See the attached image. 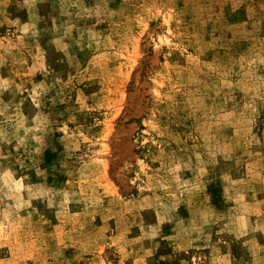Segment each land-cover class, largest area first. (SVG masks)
I'll use <instances>...</instances> for the list:
<instances>
[{"label": "rangeland", "instance_id": "1", "mask_svg": "<svg viewBox=\"0 0 264 264\" xmlns=\"http://www.w3.org/2000/svg\"><path fill=\"white\" fill-rule=\"evenodd\" d=\"M0 264H264V0H0Z\"/></svg>", "mask_w": 264, "mask_h": 264}]
</instances>
